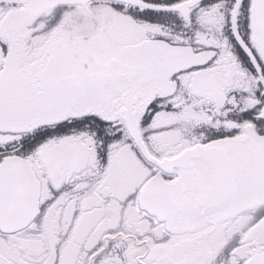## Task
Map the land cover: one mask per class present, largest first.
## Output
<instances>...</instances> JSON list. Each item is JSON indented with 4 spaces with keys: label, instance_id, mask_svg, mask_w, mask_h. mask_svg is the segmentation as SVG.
Returning a JSON list of instances; mask_svg holds the SVG:
<instances>
[{
    "label": "snow or ice",
    "instance_id": "obj_1",
    "mask_svg": "<svg viewBox=\"0 0 264 264\" xmlns=\"http://www.w3.org/2000/svg\"><path fill=\"white\" fill-rule=\"evenodd\" d=\"M0 264H264V0H0Z\"/></svg>",
    "mask_w": 264,
    "mask_h": 264
}]
</instances>
